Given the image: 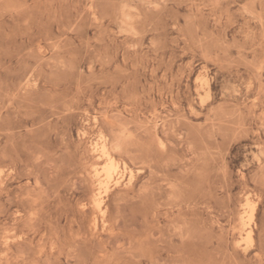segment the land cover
I'll use <instances>...</instances> for the list:
<instances>
[{"label":"rangeland","instance_id":"rangeland-1","mask_svg":"<svg viewBox=\"0 0 264 264\" xmlns=\"http://www.w3.org/2000/svg\"><path fill=\"white\" fill-rule=\"evenodd\" d=\"M0 264H264V0H0Z\"/></svg>","mask_w":264,"mask_h":264},{"label":"bare ground","instance_id":"bare-ground-1","mask_svg":"<svg viewBox=\"0 0 264 264\" xmlns=\"http://www.w3.org/2000/svg\"><path fill=\"white\" fill-rule=\"evenodd\" d=\"M102 153L105 155V157L107 158V160H111V156L106 152V150L104 149V147H102ZM110 165H112L111 161H110ZM111 177H113V173L110 172L108 170V168L105 170V178L111 179ZM246 204V203H245ZM249 208V207H248Z\"/></svg>","mask_w":264,"mask_h":264}]
</instances>
